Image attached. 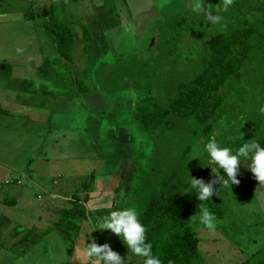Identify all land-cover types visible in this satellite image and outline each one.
Wrapping results in <instances>:
<instances>
[{
	"label": "crops",
	"instance_id": "crops-1",
	"mask_svg": "<svg viewBox=\"0 0 264 264\" xmlns=\"http://www.w3.org/2000/svg\"><path fill=\"white\" fill-rule=\"evenodd\" d=\"M172 1L0 0V264H93L79 252L93 239L109 243L127 264L135 259L122 237L101 229L105 214L134 207L130 138L111 144L121 133L107 128L109 143L98 140L89 112L92 103H108L98 93L105 90L88 91L93 73L87 83L80 73L88 79L89 62L97 69L105 61L106 39L137 33L143 13L156 15L158 4ZM253 191L264 205V185ZM75 204L84 217L76 214L67 227L64 212ZM250 213L247 249L231 246L232 239L222 247L221 228L213 238L197 237L208 253L219 236L217 259L207 254V262L241 264L264 250V209Z\"/></svg>",
	"mask_w": 264,
	"mask_h": 264
},
{
	"label": "trees",
	"instance_id": "trees-1",
	"mask_svg": "<svg viewBox=\"0 0 264 264\" xmlns=\"http://www.w3.org/2000/svg\"><path fill=\"white\" fill-rule=\"evenodd\" d=\"M234 4L233 14L237 20L234 24L237 25L234 27L230 24L225 30L218 31L211 35L210 39L204 40L205 52L200 53L198 60L192 65L191 75L177 80L175 90L168 87L171 86L170 80L164 81L163 87H159L155 92L148 88L144 89V105H141L140 99L136 102V107L134 103L132 104L133 109L131 103L127 107L130 114L129 119L125 120V129L121 126L118 128V124L114 122L108 126L98 124L100 142L107 128L113 129L114 136L118 133L129 134L130 140L125 146L133 153L131 169L128 171L132 176L135 175V168L139 178L147 173H144L141 165L142 157L140 152H137L136 138L147 134L150 127L164 124L169 128L170 125H174L170 118L172 115L185 120L191 119L196 123L194 127L191 125L187 127V133L192 132L206 139L211 137L209 134L213 130L218 131V137L231 141L225 147L234 149L233 154L252 139L264 147V114L260 112V108L264 107V0H236ZM222 13L220 15L223 20L228 19V15L224 11ZM231 19L233 20V17ZM247 90H256L257 99L246 110L244 104L247 100L239 97V94ZM104 92L98 91L104 95L108 103L112 101L124 103L131 100L129 97L131 92L122 89L115 90L113 98H109ZM110 106L116 108L120 105ZM131 126L134 128L135 136L129 133ZM208 142L206 139L204 147ZM185 145L189 147L188 143ZM137 158L140 160L137 161ZM133 160L136 167L133 166ZM189 163L191 164H183L178 169L169 163L166 164L163 170H158L159 178L156 179L158 185L147 190L145 182L134 184L137 180L135 178L130 182L133 206L138 211L140 222L146 228L145 242L152 244V252L161 259L162 264H169V261L173 264H211L198 252L197 237L186 228L190 222L199 219L198 216L195 220L190 217L198 213V205L201 203L196 197L197 190L190 187V177L203 179L208 183L212 179H218L212 169L223 176H226V173L208 154L202 158L195 153ZM250 163L251 154L247 159L241 157V165L247 166H245L247 171H241L249 173ZM147 167L153 174L155 170L157 171L153 164ZM155 175L151 176L154 180ZM132 176L130 178H133ZM218 185L219 183L215 184L214 189ZM218 197L219 195L214 194L208 201L202 203L215 217L222 218L225 215V206L219 202ZM80 208V205L75 204L65 210L63 220L69 218L67 227L74 225L73 219L76 214L84 217ZM262 252L264 250L253 253L241 264H252V259L260 257ZM140 258L143 264L144 258Z\"/></svg>",
	"mask_w": 264,
	"mask_h": 264
},
{
	"label": "rangeland",
	"instance_id": "rangeland-1",
	"mask_svg": "<svg viewBox=\"0 0 264 264\" xmlns=\"http://www.w3.org/2000/svg\"><path fill=\"white\" fill-rule=\"evenodd\" d=\"M234 2H236V0H234ZM194 3L195 0H176L166 3L167 5H163L162 3V5L158 4V6L161 7L158 14L156 13V15H154L153 12H146L141 15L142 21L139 24L137 33L136 30H134L131 34H127V37L106 39V41L108 40L107 44L109 46H105V50L107 51L104 55H101L106 58L105 61H103L97 69L92 66L91 61L89 62L88 79L86 78L87 74L80 73V75L85 77L86 83L87 80H90L89 77H92L91 73H93L92 78L95 80L93 83L95 86L88 84L85 88H87L88 91H90V88H92V90L95 88H104V93L107 94L109 98H113L116 94L114 93L115 90L122 89L126 92H131L129 94L131 100L127 101L129 103L125 101V104L119 101L116 103L112 101L111 103H105L104 107H97V105L92 103L93 108L89 112L92 115L90 124H95V126H97V124L108 126L112 125L114 122L118 124H116L118 128L121 126V128L123 127L125 129L124 123L125 120L129 119L130 114L127 107L131 103L133 109L132 104L134 103L135 106L136 102L140 99H142L141 105H144V89L148 88L152 92H155L159 87H163L164 81L170 80L171 86L168 87L175 90L176 82H178L177 80L183 77H189L193 71L192 65L198 60L197 58L200 53L205 52L206 46L204 40L210 39L211 35L216 34L218 31L225 30L224 26L227 27L232 24L235 27L237 25L234 24L237 20L234 19L233 14V7L235 4L230 6L228 11L225 12L228 15V19L226 18V20H223L222 25H213L206 20L203 13L194 12L192 10ZM202 3L205 5V8H207L208 4H212L213 14H223V10L219 13L215 12V6L221 3V0H202ZM231 17H233V20ZM99 42H101V40H99ZM88 71L86 70V72ZM62 80H64L65 83L67 78L62 76ZM68 87L71 86L69 85ZM134 88L139 90H133ZM255 91L256 90H247L239 94V97H243L247 100V103L244 104L246 110L253 104L255 99H257ZM94 92L96 93L97 91ZM170 92L172 91L170 90ZM96 101L102 105L100 103L102 102L101 99ZM110 104H113V106L115 104L120 106L113 108ZM84 115H86V112ZM170 118L173 120L174 125H170L169 128L164 126V124L153 126L150 127L147 134L143 136L139 135L141 138H136L137 141L134 139L137 145V152H140L142 157L140 159L141 165L144 168V173H147L139 178L137 175L138 171H136L137 169L135 168V175H131L133 178H131L130 181L133 182L135 178L138 181L136 180L134 184H142L145 182L146 190L148 188H153L154 185H158L156 182V179L159 178V176L157 177L158 170H163L166 164L169 163L170 166L178 169L183 164H191L189 160L193 158L195 153H198L202 158L207 157L208 153L205 150L204 143L205 140H209V138L207 137L205 139L204 137H199L198 134L194 135L192 132H186L187 127L190 125L194 127L196 123L191 119H181L176 115H172ZM130 122H132V118ZM105 133H107L106 138ZM129 133L135 136L133 126H131V132ZM112 134L113 132L107 129L104 131V135H102L101 138H103L104 142L109 143L107 138ZM126 135L130 138L129 134L126 133ZM209 135L215 136L217 143L221 147H225L227 143H231L229 139L218 137V131L216 130H213ZM120 136V140L115 139L111 144H115L119 141L122 142L126 139L124 134L121 133ZM185 143H188L189 147H186ZM115 146L117 147V144ZM140 159L137 158V161ZM117 161L119 163V160ZM152 164L155 165L157 169L154 174L147 169V165L151 166ZM133 166L136 167L134 160ZM245 166V164H240L241 169H239V174L237 176V179L241 181L239 185H231L230 183L228 187H223L219 184L215 188L219 193L217 194L219 195V202L225 206L224 217H216V232H219V228H221V231L225 232L227 236V239L226 236H221L222 238L220 240L223 241V243L220 244L222 247L227 244L226 241L229 243V240L232 239V244L229 243L231 246L237 244L238 248H249V244H251V235L253 233V228L249 220V216L252 215L250 212L264 209V205H261L263 204V197L257 199L254 193L256 191H253V187L257 186L259 183L251 171L249 173L241 171H247L245 170ZM154 175L156 177H154L155 180L151 177ZM224 178L226 179L227 177L225 176ZM20 182L22 181L18 183ZM127 193V191H123V199H127ZM129 201L132 202L133 200L130 199ZM123 203H125V201L121 202L120 208L123 207ZM63 221H65V223L69 222V218H65ZM186 228L199 239L203 237H214V232H209L208 229L200 224L199 219L190 222ZM232 234H237L238 236L234 235L233 238ZM218 239L219 236H217L216 241H214L213 245L209 248L208 253L203 250L204 244L201 242L198 243V252L203 258L206 256L209 260V257H207L208 254L213 261L217 259V252L213 250L218 249ZM110 240L111 239H109V241ZM259 256L260 257L255 258V260L252 259V264H264V252ZM133 257L139 259V257L134 254ZM135 259H129L131 262L130 264L137 263ZM138 261V264H141V259Z\"/></svg>",
	"mask_w": 264,
	"mask_h": 264
},
{
	"label": "clouds",
	"instance_id": "clouds-1",
	"mask_svg": "<svg viewBox=\"0 0 264 264\" xmlns=\"http://www.w3.org/2000/svg\"><path fill=\"white\" fill-rule=\"evenodd\" d=\"M222 4V8H221ZM234 4V0H221V3L215 6V12L219 13L221 10L227 12L229 7ZM192 10L194 12H201L205 15L207 21L213 25H222L223 17L219 14H213V5L208 4L207 8L202 3V0H195ZM226 28V26H224ZM22 52L21 49L17 50ZM261 114H264V107L260 108ZM223 123V121H221ZM205 150L210 155L211 160L215 162L220 169L226 173V179L223 175L218 174L214 169L213 173L218 179H212L206 183L203 179H196L190 177V187L197 190L196 197L201 201L198 205V213L190 217L195 220L199 217V222L206 229L215 232L217 224L216 217L212 214L208 207L202 203L208 201L217 191L214 185L219 183L223 187L231 185H239L240 180L237 179L239 174L241 157L247 159L251 154V163L249 165L251 172L254 174L256 180L260 185H264V147L255 140H249L244 143L236 152L227 147H221L215 136L209 138V142L205 145ZM102 230H111L117 236L122 237L124 243L129 249V253L135 256L144 258L143 264H162L161 259L152 252V244L146 243V228L142 225L138 218V211L135 207H126L110 212L102 218ZM83 260H92L93 264H125L124 258L112 249L109 243L103 245L97 244L95 239L91 243H86L85 246L79 249ZM169 264H173L169 261Z\"/></svg>",
	"mask_w": 264,
	"mask_h": 264
}]
</instances>
